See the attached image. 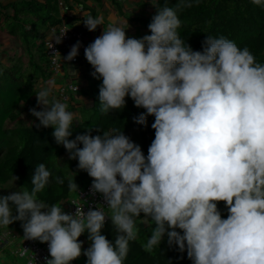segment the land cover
Masks as SVG:
<instances>
[{"label": "clouds", "instance_id": "clouds-1", "mask_svg": "<svg viewBox=\"0 0 264 264\" xmlns=\"http://www.w3.org/2000/svg\"><path fill=\"white\" fill-rule=\"evenodd\" d=\"M199 2L161 6L151 0L156 8L151 34L129 37V25L110 23L84 49L91 75L102 80V114L123 109L130 97L145 110L133 118L136 124L146 127L154 117L147 156L119 129L98 128L102 135L89 130L70 139L78 114L52 95L53 81L38 85L40 110L29 109L39 121L35 126L53 129L55 142L92 178V194L99 193L107 204L85 212L74 202L75 212L67 213L66 201L38 199L53 180L44 163L35 168L30 191L0 195V227L20 221L23 230L13 231H23V240L48 245L46 264H71L81 255L86 264H125L130 243L138 239V221L151 222L143 244L149 254L166 238L169 248L186 251L192 264H264V63L223 35H207L202 51L193 50L178 31L179 14ZM251 3L264 9V0ZM83 23L94 32L104 17L84 14ZM67 31L54 38L56 44ZM80 46L77 41L63 59L73 62ZM69 85L78 93V86ZM74 177L67 187L75 194L80 189ZM54 180L65 182L60 176ZM106 218L116 233L114 243L102 234ZM85 233L86 250L79 240Z\"/></svg>", "mask_w": 264, "mask_h": 264}, {"label": "trees", "instance_id": "trees-1", "mask_svg": "<svg viewBox=\"0 0 264 264\" xmlns=\"http://www.w3.org/2000/svg\"><path fill=\"white\" fill-rule=\"evenodd\" d=\"M158 2L161 6L165 3L174 6L177 0ZM0 14L1 22L6 21L5 30L19 44L16 57H11L7 62L0 60V195H7L2 188L14 179V176L18 177L15 180L18 187L30 191L34 170L40 163H44L52 171L53 180L37 194L38 199L50 204L67 202L73 193L68 190V178L74 177L73 171L70 172L61 164L62 157L68 155L67 151L55 142L52 128H37V119L29 123L32 125L30 127L29 124H23L21 115L23 104L31 108L38 106L36 84L38 80L51 76L45 33L61 21L58 0H21L9 6L0 5ZM179 16L182 26L178 31L193 50L202 51V42L207 35H223L235 41L241 48L247 46L257 61L264 63V9L254 6L251 0H200L198 5L184 9ZM150 22L149 18L142 20L146 27ZM24 56L28 59L27 69L22 64ZM86 81L85 92L91 105L82 110L80 121L73 123V135L70 139H74L78 134H86L89 130L92 135H102V131L119 129L140 145L147 156L155 135L154 129L151 128L154 117H148L146 127L136 124L133 118L145 110L135 107L130 97L126 98V106L123 109L108 115L102 114L98 100L102 80L89 74ZM11 123L15 125L8 127ZM98 128L102 131L98 132ZM86 175L75 174L74 179L79 189H83L90 182L85 179ZM55 176L64 178V184L55 183ZM218 208L226 218L227 209L224 203L220 202ZM9 228L23 230L20 221L12 223ZM3 229L0 227V231ZM102 234L114 243L116 233L110 219L106 221ZM79 238L90 246L87 233ZM143 244L139 239L130 243L125 264H192L186 251L180 253L175 246L169 248L166 238L160 248L151 254L143 250ZM4 247L0 246V250Z\"/></svg>", "mask_w": 264, "mask_h": 264}, {"label": "crops", "instance_id": "crops-1", "mask_svg": "<svg viewBox=\"0 0 264 264\" xmlns=\"http://www.w3.org/2000/svg\"><path fill=\"white\" fill-rule=\"evenodd\" d=\"M19 1L21 0H0V5L9 6L10 4ZM25 1L44 2L46 0ZM60 1H62L65 7H67V10H64V8L61 7L59 8L60 18L63 19L74 31L83 33L81 38L75 37L72 40V46L76 44L77 41L80 42L81 46L79 48V54L73 62H67L63 59V71L61 75L59 73L58 75L48 76L46 79L43 78L38 80L36 88L38 90V85L42 82L46 84L48 81H53L54 87L52 95L61 100V102L67 103L69 105L68 110L77 113L78 120L80 121L82 110L84 108H89L91 105L90 99L87 97L85 92L87 85L86 76H89V74L94 71L84 56V49L91 42H93L96 37L100 36L104 30L103 27L106 28L110 23L122 24L125 28L129 25L126 30L129 37L141 38L146 34H151L148 27L142 24V20L147 18L152 19L155 14V7L151 3V0ZM84 14H91L93 17L102 15L104 17V24L102 26H98L94 32H89L83 23ZM1 17L2 16L0 14V60L7 62L11 57H16L15 55H17L16 52L18 51L17 47L19 44L5 30L6 21L1 22ZM53 33L54 31L48 29L45 33L46 39L53 36ZM83 45H85V48H82ZM67 54L68 53L64 51L63 57H66ZM69 84L78 86V93L73 92L70 88H67ZM63 88H65L64 92H62ZM35 108L40 110V106H36ZM29 109H31V107L24 105L21 115L23 120L31 122L36 120V118L30 114ZM74 123H78V121ZM91 179L89 178V180ZM18 241L13 243L11 242L3 250H0V264H22L13 252L15 245L19 243ZM84 244L87 245L85 242Z\"/></svg>", "mask_w": 264, "mask_h": 264}, {"label": "built area", "instance_id": "built-area-1", "mask_svg": "<svg viewBox=\"0 0 264 264\" xmlns=\"http://www.w3.org/2000/svg\"><path fill=\"white\" fill-rule=\"evenodd\" d=\"M59 8H64V10H67V7H65L64 3L60 0H58ZM52 31H54L53 36L47 39L46 41V54L48 57V60L50 62V70L54 75H58L61 73L62 64L64 62L63 60V54L64 51L69 53L71 46H72V40L77 37L81 38L83 36L82 32L74 31L66 22L61 19V21L52 26L50 28ZM62 30H68L66 35L64 36L61 43L56 44L54 38L61 35ZM53 43L54 47L52 49H49L48 45L49 43ZM82 48H85V45L82 46ZM58 51L61 55L60 56H52L53 52ZM70 62V61H68ZM67 88L73 89L74 86L69 85ZM66 88V89H67ZM65 88L62 89V92H64ZM91 183L87 184L86 187L83 189H80L79 193L75 192L73 197H71L67 203H66V211L67 213H74L76 208L75 205L72 203H76L78 205H84V211L87 212L89 208H95L99 205H103L104 207H107L106 202L104 201L103 197L97 193L95 195L91 192ZM106 212H109V209L105 208ZM109 220V218H106V221ZM24 233L23 231H7L5 229L0 231V246H7L9 243H13L15 241H18L17 245L14 247V254L18 258L19 261H22L23 264H46V260L50 259V255L48 252V245L46 243H40L38 240H23ZM17 239V240H16ZM26 249L27 251H24ZM21 252H24L23 255H21Z\"/></svg>", "mask_w": 264, "mask_h": 264}, {"label": "rangeland", "instance_id": "rangeland-1", "mask_svg": "<svg viewBox=\"0 0 264 264\" xmlns=\"http://www.w3.org/2000/svg\"><path fill=\"white\" fill-rule=\"evenodd\" d=\"M17 54L19 53V50L16 52ZM27 57H23L22 59V64L24 65V67L27 69ZM25 105V104H23ZM22 110V108H21ZM22 120H23V117H22ZM33 122V121H31ZM29 122L28 120H23V124H29L31 123ZM15 123H11L8 125V127H12L14 126ZM137 140V135L134 136ZM63 159H61V164H64L66 169H68L70 172L73 171V173H75L76 175H79V174H87L86 172L84 171H80L78 170L77 168V164H78V161L77 160H71L68 158V155H64L62 157ZM90 177L88 176V174L86 175L85 179H89ZM91 179V178H90ZM22 189L20 187L17 186L16 182L14 181V179L10 180L9 182H7L3 188H2V191L4 193H9V191H21ZM74 195V192L71 194V196ZM63 206V205H62ZM64 208V211H66V208L63 206ZM143 218V216L141 217ZM138 223V226H139V234H138V239L142 242V243H145L146 240H147V236H150V233H151V222H149V224H144L140 221L137 222ZM5 230L7 231H11L12 229L10 228H4ZM80 241H82L81 239H79ZM6 247V246H5ZM4 247V248H5ZM89 246L88 245H85L84 242H83V249H87ZM86 260L87 258L83 255H81L80 258L74 260L71 262V264H86Z\"/></svg>", "mask_w": 264, "mask_h": 264}]
</instances>
